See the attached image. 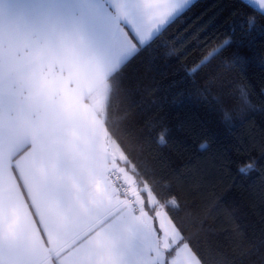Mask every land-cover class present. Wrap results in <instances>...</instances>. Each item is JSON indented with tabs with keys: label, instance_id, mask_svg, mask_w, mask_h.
Segmentation results:
<instances>
[{
	"label": "snow or ice",
	"instance_id": "snow-or-ice-1",
	"mask_svg": "<svg viewBox=\"0 0 264 264\" xmlns=\"http://www.w3.org/2000/svg\"><path fill=\"white\" fill-rule=\"evenodd\" d=\"M12 2L21 5V15H6L0 0V172L7 158L39 175L64 168L80 175L61 215L78 211L92 225L80 237L88 264H125L123 249L142 239L141 227L150 240L139 264H204L145 185L148 203L160 209L157 231L135 179L118 163L128 157L113 123L118 78L156 34L195 6L193 0ZM84 2L93 5L91 14L78 7ZM235 2L250 29L255 17L264 18V0ZM219 51L209 49L202 60L210 63ZM236 62H246L245 56L237 54ZM78 161L87 162L86 171ZM3 234L12 229L6 226L0 240Z\"/></svg>",
	"mask_w": 264,
	"mask_h": 264
},
{
	"label": "trees",
	"instance_id": "trees-1",
	"mask_svg": "<svg viewBox=\"0 0 264 264\" xmlns=\"http://www.w3.org/2000/svg\"><path fill=\"white\" fill-rule=\"evenodd\" d=\"M193 3L124 69L113 123L142 197L147 185L204 264H264V18L250 29L235 0Z\"/></svg>",
	"mask_w": 264,
	"mask_h": 264
},
{
	"label": "crops",
	"instance_id": "crops-1",
	"mask_svg": "<svg viewBox=\"0 0 264 264\" xmlns=\"http://www.w3.org/2000/svg\"><path fill=\"white\" fill-rule=\"evenodd\" d=\"M78 7L91 14L93 5L84 2ZM3 9L6 15L22 14L21 5L12 0H5ZM77 163L87 170V162ZM118 163L132 177L125 162ZM73 180H80V175L73 169L39 175L27 170L23 162L17 168L15 162L5 159L0 172V233L7 226L12 229V234H3L0 240L3 264H88L87 244L80 241V237L92 225L86 223L78 211L61 215V209L74 193ZM143 198L146 211L153 210L150 215L159 231L156 199L149 205L146 195ZM140 233L142 239L123 249L125 264H139L144 258L143 245L150 240V234L144 227L140 228Z\"/></svg>",
	"mask_w": 264,
	"mask_h": 264
},
{
	"label": "rangeland",
	"instance_id": "rangeland-1",
	"mask_svg": "<svg viewBox=\"0 0 264 264\" xmlns=\"http://www.w3.org/2000/svg\"><path fill=\"white\" fill-rule=\"evenodd\" d=\"M203 61V60H202ZM190 135H191V137L194 139V140H196L197 142H198V144L200 145V146H204L205 145V143H206V141H205V137H204V135H205V132H203V131H201V132H197V133H195V132H193V129L190 131ZM145 193H146V201H147V203H148V201H149V199H150V197H149V193H148V191L146 190L145 191ZM152 196H153V194H152ZM154 197V196H153ZM149 205H151V203H149ZM160 210V209H159ZM156 222H157V224H158V226H159V220L156 218Z\"/></svg>",
	"mask_w": 264,
	"mask_h": 264
},
{
	"label": "water",
	"instance_id": "water-1",
	"mask_svg": "<svg viewBox=\"0 0 264 264\" xmlns=\"http://www.w3.org/2000/svg\"><path fill=\"white\" fill-rule=\"evenodd\" d=\"M140 191L142 190V187H140V189H139Z\"/></svg>",
	"mask_w": 264,
	"mask_h": 264
},
{
	"label": "clouds",
	"instance_id": "clouds-1",
	"mask_svg": "<svg viewBox=\"0 0 264 264\" xmlns=\"http://www.w3.org/2000/svg\"><path fill=\"white\" fill-rule=\"evenodd\" d=\"M249 163V162H246V164Z\"/></svg>",
	"mask_w": 264,
	"mask_h": 264
},
{
	"label": "built area",
	"instance_id": "built-area-1",
	"mask_svg": "<svg viewBox=\"0 0 264 264\" xmlns=\"http://www.w3.org/2000/svg\"><path fill=\"white\" fill-rule=\"evenodd\" d=\"M123 182H121V184H122Z\"/></svg>",
	"mask_w": 264,
	"mask_h": 264
}]
</instances>
